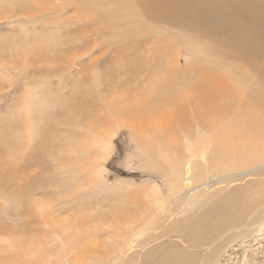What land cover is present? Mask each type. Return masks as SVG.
Here are the masks:
<instances>
[{
  "label": "rangeland",
  "instance_id": "rangeland-1",
  "mask_svg": "<svg viewBox=\"0 0 264 264\" xmlns=\"http://www.w3.org/2000/svg\"><path fill=\"white\" fill-rule=\"evenodd\" d=\"M88 1L0 0V264H264V0ZM175 64L202 80L156 110L216 124L191 149L127 109ZM247 116L252 155L217 157Z\"/></svg>",
  "mask_w": 264,
  "mask_h": 264
},
{
  "label": "bare ground",
  "instance_id": "bare-ground-1",
  "mask_svg": "<svg viewBox=\"0 0 264 264\" xmlns=\"http://www.w3.org/2000/svg\"><path fill=\"white\" fill-rule=\"evenodd\" d=\"M41 1V0H40ZM115 2V4H117V5H122V4H126V1H130V0H114ZM133 2H135V3H137V4H139L142 8H146V10H147V7L149 8V7H151V9L152 8H156L157 10H163L164 11V13H165V11L167 12V11H170V10H172L173 8L174 9H176L175 7H172L173 6V4H175V6H177V7H181V8H183V9H188L187 11H188V13H189V15L191 16V17H199L200 16V14L201 13H203L202 12V10L203 9H206L207 8V6H205V5H202L201 3V1L200 0H192V4L191 3H189L188 2V0H132ZM190 1V0H189ZM206 1V0H205ZM216 1V0H215ZM222 1V0H221ZM233 1H235V0H233ZM23 2V1H22ZM69 2V1H68ZM90 4H93V5H95V6H97L95 3H98L99 1L98 0H89L88 1ZM191 2V1H190ZM208 2H209V0H208ZM212 2V1H211ZM24 3V2H23ZM51 3V2H50ZM215 3V2H214ZM221 3V2H220ZM219 3V4H220ZM44 4V3H43ZM52 5H53V3H51ZM215 4H217V3H215ZM214 4V5H215ZM69 5V4H68ZM85 5V4H84ZM223 5V4H222ZM250 5V4H249ZM58 6V5H57ZM214 7V6H213ZM212 7V8H213ZM91 8H93V7H91ZM116 10L118 9V7H114ZM210 8V7H209ZM211 8V9H212ZM215 8V7H214ZM221 8V7H220ZM219 8V9H220ZM150 9V8H149ZM177 9H179V8H177ZM176 9V10H177ZM210 9V10H211ZM110 10V9H109ZM214 10V9H213ZM217 10V9H216ZM118 11V10H117ZM175 11V10H174ZM200 11H201V13H200ZM212 11V10H211ZM210 11V12H211ZM150 12H152L151 10H150ZM153 12H155L154 10H153ZM153 12H152V14H153ZM172 12V11H171ZM176 12V11H175ZM240 12V11H239ZM147 13V12H146ZM162 13V12H161ZM181 13V12H180ZM184 13V11L181 13V14H183ZM205 13H206V11H205ZM214 13V12H213ZM218 13V12H217ZM115 14H116V11H115ZM114 14V15H115ZM171 14V13H170ZM176 14V13H175ZM207 14H211V13H207ZM229 14H231V13H229ZM242 14H243V11H242ZM242 14H241V17H243L242 16ZM246 14V13H245ZM112 15H113V13H112ZM150 15V14H149ZM167 15V14H166ZM213 15V14H212ZM234 15V14H233ZM238 15V14H237ZM244 15V14H243ZM119 16V15H118ZM169 16V15H168ZM172 16H174V14L172 15ZM176 16V15H175ZM174 16V17H175ZM183 16V15H182ZM206 16V15H205ZM114 17V16H113ZM170 17V16H169ZM180 17V16H179ZM185 17H187V16H185ZM201 17H203V16H201ZM209 17V16H208ZM217 17H218V15H217ZM220 17V16H219ZM234 17V16H233ZM232 17V18H233ZM99 18V17H98ZM167 18V17H166ZM182 18V17H181ZM173 19V18H172ZM242 19V18H241ZM101 20V19H100ZM195 20V19H194ZM193 20V21H194ZM204 20H205V18H204ZM207 20V19H206ZM241 21V20H240ZM103 23H107V21H106V18L104 17L103 18V21H102ZM242 23V22H241ZM245 23V22H244ZM159 61V60H158ZM161 62V61H160ZM155 64V63H154ZM157 64V63H156ZM159 64V63H158ZM168 66V65H167ZM188 68V67H187ZM127 74V73H126ZM192 76V81L194 80L195 81V78H199L200 80H202V77L200 76V75H195L193 72H191V70H190V68H188V69H180L179 68V66L177 65V64H175V66H173V68L171 69V70H168L167 69V72L166 73H163V75L161 74V77L160 78H162V83H161V80L159 79V83H161V85H160V88L158 89H155V93H154V95H153V97H151V98H148L147 99V94H146V92H147V90H145V91H143V93H144V95H142L140 98H138L139 100H136V101H133L134 103H132V104H128L127 105V109H128V111H130L132 108H137V110L136 111H138V109L140 110V112H141V114H135V117H133L132 118V120H131V124H134V126L137 128V132L138 133H141V132H143L144 130H147V127L149 126L151 129H155V130H157V132L159 133V134H164V135H171V134H173V132H175V131H178V130H176V128L178 127V128H180L181 130H183L185 133H183V135H184V139H185V141H184V143L186 144V146H187V148H192L193 147V141H192V139H191V136H193V134L194 135H196V137H197V139L198 138H200L201 136H204V133H203V129L202 128H205V126H208V127H211V128H213V127H215V125H214V123L215 122H213V123H210L211 122V119H212V117H214V116H211L210 117V119L209 118H207V120L208 121H210L209 123L206 121V120H204L203 118V120L202 119H200V118H198L197 120H195V121H193V120H190V119H182V118H178V116H177V114H175V112L174 113H171L170 112V114H168V118H166L165 117V112H163V111H160V110H156V108L158 107V106H161V107H163V106H165V105H169V104H171L174 100H178L179 98H181V95H183L182 93H183V91L185 90V89H188V90H190V89H192V88H196V87H198L199 86V84H197V83H195L194 81L191 83L190 82V75ZM154 77V76H153ZM152 77V78H153ZM157 78V77H156ZM156 78H154V80L156 79ZM133 80V79H132ZM154 80H152V81H154ZM201 84V83H200ZM131 99V98H130ZM132 99H133V97H132ZM145 100V101H144ZM74 101V100H73ZM146 101H148V102H146ZM125 103V102H124ZM172 105V104H171ZM116 109V108H115ZM142 109H143V112H144V109L146 110V112H144L145 113V115L146 114H148V115H151V116H148V117H151V118H148L147 117V119H145V116H143L142 115ZM117 110V109H116ZM173 110H175V109H173ZM118 111V110H117ZM171 111V110H170ZM117 112H115V114H116ZM133 113V112H132ZM220 114V113H219ZM218 114V115H219ZM227 114V113H226ZM155 115H159V117H156ZM216 115V114H215ZM132 116H134V114H132ZM154 116V117H153ZM224 117L223 115H219V116H217V117ZM144 118V119H143ZM248 120V122L246 123V126L245 125H243L242 124V126H244V127H247V128H245L243 131H242V134H241V136H237L236 134H234V133H232V134H230L231 135V137H228L226 140H225V146H224V149H220L219 150V152L217 153V157H221V156H225V155H231V156H229V157H231L232 159H238V160H236V161H239V160H241L244 156H247L248 155V152L249 151H251V145L249 144V143H251V144H256V143H258V145H259V139H260V136H258V135H255L256 133H258L260 130H261V128H260V124L257 122V121H255V119L253 118L252 119V117H250V116H247V119H246V121ZM27 121V120H26ZM30 122V121H29ZM243 122V121H242ZM130 124V125H131ZM217 124H219V123H217ZM29 125V124H28ZM193 127H195V129H194V132H192V133H190L191 131H192V129H193ZM147 132V131H146ZM238 134V133H237ZM252 135H254L253 136V138H255L254 140H252ZM248 136H250V137H248ZM17 138V137H16ZM6 139L7 140H9V139H11V136H8V138L6 137ZM198 141H200V140H198ZM204 142H206V140H204ZM201 143L202 144V146H204L205 147V143ZM200 144V145H201ZM243 145H245V147L243 146ZM204 147H202V148H204ZM252 147H254V146H252ZM203 150V149H202ZM254 150V149H253ZM204 151V150H203ZM253 152V151H252ZM254 153H257V151L256 152H254ZM250 155V154H249ZM249 155H248V157H246V158H249ZM252 155V154H251ZM250 155V156H251ZM216 157V158H217ZM240 157V158H239ZM242 157V158H241ZM221 158H223V157H221ZM250 158H252V157H250ZM244 160H246V159H244ZM244 162V161H243ZM242 162V163H243ZM238 164V162H235V164ZM241 163V162H240ZM234 165V164H233ZM235 166V165H234ZM224 169V168H223ZM242 169V168H241ZM232 170V169H231ZM177 172H179V171H177ZM242 172H240L239 173V175L241 174ZM200 174V173H199ZM235 175V174H234ZM190 177V176H189ZM188 177V178H189ZM178 178V177H177ZM186 179V178H185ZM190 179V178H189ZM192 179V178H191ZM220 179V178H219ZM238 179V178H237ZM186 181V180H185ZM201 181V180H200ZM225 181V180H224ZM233 181V180H232ZM236 181V180H235ZM229 183L230 182H228L227 183V185H229ZM173 184H175L174 182H173ZM227 185H225V186H227ZM195 186V185H194ZM193 185H192V182H190V181H186V182H180V183H176L175 185H173V186H171L172 188H171V190H172V195L173 194H177L178 192H180L181 191V189H183V190H186V189H188L189 191L190 190H192V189H194L195 187H194ZM199 186V185H198ZM225 186L224 187H222V188H219V189H216L215 190V192H221L222 190H224L225 189ZM236 187V186H235ZM196 189V188H195ZM236 189V188H235ZM235 189H233V190H235ZM238 189V188H237ZM169 190V189H168ZM171 190H169V191H171ZM188 190H187V192H188ZM240 190V189H239ZM181 192H183V191H181ZM234 191H232L231 193H233ZM241 193V192H240ZM175 194V195H176ZM232 196H233V194H231ZM189 196H191L192 197V195H189ZM178 197H179V194H178ZM189 198V197H188ZM222 198V197H221ZM179 199V198H178ZM190 200H191V198H189ZM225 199V198H224ZM221 200V199H220ZM226 200V199H225ZM217 201V200H216ZM216 201H215V203H216ZM219 201V200H218ZM220 202V201H219ZM158 204V203H157ZM218 204V203H217ZM220 204V203H219ZM220 206V205H219ZM218 216V215H217ZM221 219V218H220ZM222 220V219H221ZM168 221V220H167ZM206 221V220H205ZM184 229V228H183ZM143 230V229H142ZM142 230H140L139 232H137L136 233V237H138V238H140V237H142L143 235H142ZM197 230V229H196ZM211 231V230H210ZM141 232V233H140ZM200 232V231H199ZM183 235V234H182ZM192 235V234H191ZM218 237H220V236H218ZM199 238V237H198ZM202 238H204V237H202ZM181 239H184V238H181ZM192 239H194L193 241L191 240V241H189V240H187V243H189V244H186V245H184V243H180V244H177V243H175L176 244V246H177V248H180V250H185V249H187L188 247L187 246H189V245H191L192 243L191 242H196V237H192ZM217 239H219V238H217ZM216 239V240H217ZM198 240H200V238L198 239ZM197 240V241H198ZM215 240V239H214ZM152 241V240H151ZM182 241V240H181ZM184 241H185V239H184ZM207 241V240H206ZM211 241H213V240H211ZM176 242V241H175ZM172 243H174V242H172ZM200 243H201V241H200ZM214 243V242H213ZM134 244V243H133ZM149 244H150V242H149V240L147 241V243L146 242H141V243H139L138 245H141L142 247H144V246H146L147 245V247L149 246ZM199 244V243H198ZM205 244V243H204ZM207 244V243H206ZM210 244L211 243H209L208 245L210 246ZM220 244V243H219ZM126 247L128 246L129 247V249L128 250H130V249H133L132 248V241H129V242H127L126 244ZM124 245V246H125ZM160 245V244H159ZM197 245V244H196ZM180 246V247H179ZM137 247V246H136ZM217 248V247H216ZM163 251V250H162ZM123 252H125V250L123 251ZM127 252V251H126ZM191 252V251H190ZM193 252V251H192ZM194 253V252H193ZM138 255H139V253H138ZM181 255V254H180ZM188 255H189V253H188ZM191 255V254H190ZM168 256V255H167ZM183 256V258H184V255H182ZM193 256H194V254H193ZM196 256V255H195ZM205 256V255H204ZM137 257V256H136ZM170 257V256H169ZM181 257V256H180ZM182 258V257H181ZM152 259H154L153 258V256L152 257H150L148 260H147V264H149V262H150V260H152ZM170 259V258H169ZM173 260H174V258H172ZM180 259V258H179ZM205 259V258H204ZM177 261V260H176ZM179 262V261H178ZM190 262V261H189ZM192 263V262H191ZM201 264V263H200Z\"/></svg>",
  "mask_w": 264,
  "mask_h": 264
}]
</instances>
